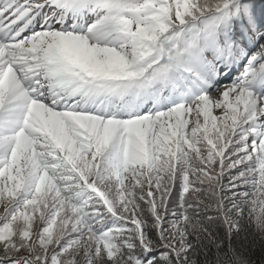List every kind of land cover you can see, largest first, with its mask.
<instances>
[{
	"label": "snow or ice",
	"instance_id": "6c2138e0",
	"mask_svg": "<svg viewBox=\"0 0 264 264\" xmlns=\"http://www.w3.org/2000/svg\"><path fill=\"white\" fill-rule=\"evenodd\" d=\"M249 216L264 0H0V264H251Z\"/></svg>",
	"mask_w": 264,
	"mask_h": 264
},
{
	"label": "trees",
	"instance_id": "16d2710c",
	"mask_svg": "<svg viewBox=\"0 0 264 264\" xmlns=\"http://www.w3.org/2000/svg\"><path fill=\"white\" fill-rule=\"evenodd\" d=\"M173 209L179 211L180 203L174 202ZM217 219L220 220V217L217 216ZM154 223L155 221L153 220ZM217 228L224 229V231L220 232V235H227V230L222 220H220ZM235 240L237 247L241 249L251 264H264V232H261L254 225L251 216L243 221V231L237 234ZM208 259L207 255L201 257V264H207Z\"/></svg>",
	"mask_w": 264,
	"mask_h": 264
},
{
	"label": "rangeland",
	"instance_id": "374dc122",
	"mask_svg": "<svg viewBox=\"0 0 264 264\" xmlns=\"http://www.w3.org/2000/svg\"><path fill=\"white\" fill-rule=\"evenodd\" d=\"M242 74H243L242 72H237V73H236V78H238V77L241 76ZM234 79H235V78H234ZM231 82H234V80H233V81H230V83H231ZM215 94H216L217 96L220 95L219 92H217V93H215Z\"/></svg>",
	"mask_w": 264,
	"mask_h": 264
}]
</instances>
